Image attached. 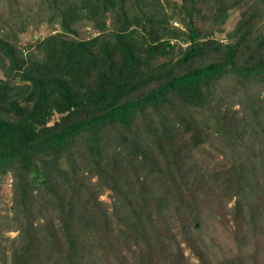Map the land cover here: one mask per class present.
Returning <instances> with one entry per match:
<instances>
[{"label": "trees", "instance_id": "1", "mask_svg": "<svg viewBox=\"0 0 264 264\" xmlns=\"http://www.w3.org/2000/svg\"><path fill=\"white\" fill-rule=\"evenodd\" d=\"M0 72V264H264V0H0Z\"/></svg>", "mask_w": 264, "mask_h": 264}, {"label": "rangeland", "instance_id": "2", "mask_svg": "<svg viewBox=\"0 0 264 264\" xmlns=\"http://www.w3.org/2000/svg\"><path fill=\"white\" fill-rule=\"evenodd\" d=\"M20 5L24 6L27 4H34L36 2H38L39 0H18ZM238 15L236 11H231L230 15L228 17V19L226 20L225 24L223 25L224 28V32L229 31L232 27L233 24L235 23V21L237 20ZM171 24H174L173 22H171ZM54 26L53 25H49L47 23H43V24H39L37 26H30L26 29L25 32L19 34V44L21 46L25 45V44H29V43H34V41L38 38V37H42L48 33H50L53 30ZM78 32L80 36H88L90 34L93 33V30L90 29V27L88 25H84V26H80L78 27ZM224 33H220V34H216L215 37H217L218 39H220L221 41H224ZM0 77H2V74L0 72ZM58 116L54 115L51 120L49 121V123H51L54 119H56ZM11 176L9 173H5L0 177V208H1V212H8L9 213V208L11 205ZM110 194V190L107 189H103L101 191V193L98 195V199L106 202L108 205L111 201V198L109 196ZM234 199L232 198L228 203H227V207L231 206L233 203ZM15 231H7L5 234L8 235L9 237H12L13 235H15ZM179 236H177V239ZM180 246L182 247V254L184 256H189L188 255V249L185 248L184 243H180ZM192 261L196 260L191 257L190 258Z\"/></svg>", "mask_w": 264, "mask_h": 264}]
</instances>
